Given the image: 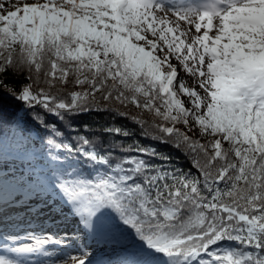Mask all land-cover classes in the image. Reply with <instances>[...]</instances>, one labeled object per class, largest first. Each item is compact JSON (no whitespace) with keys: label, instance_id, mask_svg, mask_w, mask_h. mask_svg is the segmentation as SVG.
I'll return each instance as SVG.
<instances>
[{"label":"snow or ice","instance_id":"snow-or-ice-1","mask_svg":"<svg viewBox=\"0 0 264 264\" xmlns=\"http://www.w3.org/2000/svg\"><path fill=\"white\" fill-rule=\"evenodd\" d=\"M97 94L151 114L132 119L191 168L139 144L65 143L41 114L65 121ZM29 113L47 135L24 149L18 188L0 179V264H264V0H0V125ZM32 197L29 213L67 212L90 243L57 259L46 246L72 238L10 231L5 210Z\"/></svg>","mask_w":264,"mask_h":264},{"label":"trees","instance_id":"trees-1","mask_svg":"<svg viewBox=\"0 0 264 264\" xmlns=\"http://www.w3.org/2000/svg\"><path fill=\"white\" fill-rule=\"evenodd\" d=\"M8 82L14 87H21L23 85V78L9 79ZM74 90L80 91L81 89L75 88ZM90 102L93 104L92 110L66 117L65 121H60L43 112L41 114L49 123L55 124L63 132V136L60 139H63L65 143L76 144L79 137L84 136L92 141L96 149L101 153L108 150L109 145H112V151L117 156L127 154L121 153L118 146L122 145L124 148H127L129 145L139 144L142 147L155 148L159 153L171 157V164L175 167L185 171L191 168L190 160L181 151H178L171 145L153 139L152 135L154 133L151 129H149L148 136L143 135L140 126L132 119V117H135L151 124L154 119L151 114L140 112L131 105L124 106L115 101L106 102L100 98L99 94H97L95 101ZM25 110L23 106L15 101H11L8 108L9 113L18 112L20 116H24ZM118 112H124L126 115H118ZM31 117L32 113H29L26 117L27 122L20 125L21 130H26L21 131L22 133L20 134L15 133L18 127L14 123L9 122L0 125V157H4L7 154L22 155V152H24L22 151L23 146L15 145L14 139L19 136L27 139V133L29 132L30 137L35 139L37 143L28 145L26 149L35 153L43 151V141L40 137L46 136L47 130L38 128ZM107 128H121L128 131L130 135L124 137L111 134L105 131ZM195 138H199L201 142H205V138L203 137ZM152 163L159 164L161 161L153 160ZM220 247L221 249H231L237 247V245L234 242L225 241L221 243Z\"/></svg>","mask_w":264,"mask_h":264},{"label":"rangeland","instance_id":"rangeland-1","mask_svg":"<svg viewBox=\"0 0 264 264\" xmlns=\"http://www.w3.org/2000/svg\"><path fill=\"white\" fill-rule=\"evenodd\" d=\"M25 2H33V0H9V7L11 6V4L12 3H20L21 5L23 4V3H25ZM181 75H183L184 76V78L188 81V83L189 84H191V81L188 79V77H187V75L186 74H184V73H181ZM186 99V98H185ZM22 130H21V127H19V128H17V130H15V133L16 134H20V133H22L21 132ZM20 138H21V136H19V137H17L15 140H14V143L15 142H18L19 144H22V145H25L24 147H27L28 145H30V144H33V143H37L36 142V140L34 141V140H32L33 138H23L24 140L23 141H20ZM24 143V144H23ZM21 146V145H20ZM10 158H11V160H16L14 157H11L10 156ZM18 163L19 164H21L22 166H23V164H24V162H23V160H21V159H19L18 160ZM25 174H27V172H25ZM72 220V222L71 223H75V221L73 220V219H71ZM74 221V222H73ZM85 241H87L86 243H85ZM90 243V241L85 237V235L81 238V241H80V243L79 244H76V243H71V246L73 247V249H76V248H78V246L79 245H81V244H89ZM74 252H77L76 253V255H78L79 253H78V250L77 251H74ZM73 255H75L74 253H73ZM64 257V256H63ZM63 257H59L58 259H60V258H63ZM69 264H71V262L69 261Z\"/></svg>","mask_w":264,"mask_h":264},{"label":"bare ground","instance_id":"bare-ground-1","mask_svg":"<svg viewBox=\"0 0 264 264\" xmlns=\"http://www.w3.org/2000/svg\"><path fill=\"white\" fill-rule=\"evenodd\" d=\"M31 199H32V198H31ZM31 199H30V200H31ZM21 216H22V215L17 214V215H14L12 218L17 219V218H19V217H21ZM75 226H77V225H75ZM76 235H77V237H81V232H80V234L77 232ZM46 247L48 248L49 251H50L51 248H52L51 245H48V246H46ZM98 258H99V257H98Z\"/></svg>","mask_w":264,"mask_h":264}]
</instances>
